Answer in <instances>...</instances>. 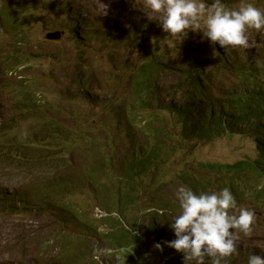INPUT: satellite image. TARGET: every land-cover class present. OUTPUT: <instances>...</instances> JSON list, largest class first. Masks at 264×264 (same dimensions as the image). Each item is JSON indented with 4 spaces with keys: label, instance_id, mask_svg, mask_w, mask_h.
Listing matches in <instances>:
<instances>
[{
    "label": "rangeland",
    "instance_id": "obj_1",
    "mask_svg": "<svg viewBox=\"0 0 264 264\" xmlns=\"http://www.w3.org/2000/svg\"><path fill=\"white\" fill-rule=\"evenodd\" d=\"M49 1L50 3L44 7L39 5L40 10L32 11H39L40 15L43 14V20L55 19L59 23H67L68 13L80 9L86 17V24L88 23L86 30L88 37L85 38L84 28L82 31L84 37L76 38L71 34L70 25L60 42H49L50 44L43 45L42 50L32 52V54H37V58L32 59L29 63L20 64L11 70L8 67L9 62L5 63L3 59H0V86L2 85L4 88L0 92L1 112L5 115V113L9 112L8 114H10L13 111L11 123L20 126L16 129V132H19L18 137L16 135L17 139L21 141L34 139L37 120L41 119L44 122L50 120L54 122V125L63 129L62 132L53 134L49 140L44 141L48 150L44 148V142H39L40 145L32 144L35 149L34 154H38L42 160L40 165L20 163L12 166L7 164L0 166V193H2L0 194V260L8 264H18L19 258L25 250L27 253L50 255L55 252L51 242L67 233L56 232L57 229L63 231L58 213L56 215L46 211L39 213L35 209V201L38 200L36 195L33 200L23 202L14 203L13 200L6 199L11 198L19 189L33 192V181L53 174L60 175L64 183H69L72 186L67 197L76 201L78 205L73 203L72 207L75 208L77 218L81 217L85 224L90 223L91 220L97 223L99 217L104 218L105 222L101 225V229L106 231L112 223L111 218L117 215L116 207L121 205V198L114 194L117 175L112 178L102 177L105 182L104 187L93 186L89 183L90 181L80 182L77 177L69 173L68 163L77 166L75 173L78 174L96 166L100 161L110 160L106 165H103L104 173H109L112 176L117 170L119 175L120 172H123L120 160L125 155H130L133 151L134 141L136 144L141 139L138 129L144 124L142 119L152 110L132 108L128 115L129 118L123 116L124 119L119 120L115 119L114 112H109L116 106L121 107L123 112L127 111L129 105L127 97L130 88L126 83V74L132 70L129 69L130 61L136 60L138 51L130 50L125 45L127 32L145 28L137 34V41L144 46L141 53L149 58L161 57L164 61L170 59L185 64L192 61L210 60L215 56L214 47L206 38L202 37L201 33L197 35V33L189 31L188 36L177 46L170 42L161 44L160 42L165 39L167 34L159 26L158 18L154 14L147 15L142 9L143 0H72L71 3H68V0ZM206 2L212 3L209 0ZM224 3L229 8H238L241 3H252L264 11V0H226ZM4 5L18 8L25 7L28 2L26 0H0V6ZM38 34L39 30L34 28L30 40L39 43L35 38V35ZM247 35L251 47L247 49L235 48V53L242 56L243 59L248 58L255 65L261 66L260 56L262 54L264 56V44L261 43L264 41V29L259 31L249 29ZM3 38L7 37L0 35V50H3ZM154 40L156 43H153ZM8 43L10 44V41L6 39L5 44ZM161 72L163 74L160 75L157 82L160 88L177 85L173 73L167 70H161ZM19 76L26 79H37V82L31 85L39 91L36 92L40 99L38 109L32 110L38 105V102L35 95L31 94L28 89L27 92L34 95L29 104L21 105L20 99L16 97L14 92ZM12 85L14 86L12 87ZM78 90L86 93L85 97L76 98ZM176 95L181 99L180 91L177 90ZM17 105H20L21 108H15ZM167 116L169 113L163 117L168 118ZM132 117L135 120L132 121ZM1 122L2 120L0 125H2ZM126 124L129 127V132L134 133V140L129 137ZM90 128L91 130H89ZM9 133L11 134L12 131L9 130ZM205 141L198 142L195 149L191 148L190 141H184L180 146H176V141L170 142L172 151L170 149L166 151V154L170 156L166 168L171 167V169L156 173L160 176L169 170L171 172L168 176L164 174L159 177L155 184L152 182V176L157 174H148L144 178V183L149 187L141 193L142 200L137 204L128 205L126 211L129 214L128 219L135 216L138 219V228L135 227L132 230L133 234L143 236V232L151 225L150 219H145V214L156 217L158 220L152 226L153 228H160L161 222L163 226L168 223V218L164 215L154 214L153 208L146 205L148 199L144 196H149V193H153L154 197L158 196L162 204L164 202L168 204V210L172 212V214L169 212L168 215L178 214L174 190L180 184L174 179L171 183L168 180L170 177H174L176 166H178L177 160H181L184 163V168L190 170L192 174H200L204 170L203 174L206 177L201 181H208L207 179L211 176L202 166L215 163H234L248 158V156L252 158L255 156L254 142L248 137L223 134L220 137L212 138L210 142ZM51 154L55 155L54 158ZM107 154L110 155L109 158H107ZM111 162H114V167ZM67 177H69L68 180ZM92 177L97 180L100 176L92 174ZM194 177L197 180V177ZM80 183L84 187H78ZM98 183L100 184L99 181ZM136 183L142 184V179L137 178ZM136 188L138 189L139 185H136ZM4 192L6 195H3ZM43 199L45 198L40 197V200ZM3 200L5 205L14 207L15 213L10 214L9 210L3 209L1 206ZM51 200L54 198L51 197ZM247 200L254 202L251 197H248ZM101 202L109 205L113 212L112 216L106 214L107 211L102 207L103 204L99 205ZM81 213H84L83 217L86 218H83ZM66 230L72 233L77 228L66 226ZM85 237L86 241L84 240L82 244V249L86 253L83 258L84 263L88 261L94 264L124 263L126 257L122 250L106 248L104 252V246H102L98 252L94 241L95 234L87 232ZM47 239L50 240L45 241ZM150 240L154 241V235H151ZM143 241L144 253L147 245L151 244L144 239ZM143 241L135 240L134 245L139 248ZM237 245L238 254L230 259V264H247V258L251 254L264 256V219L259 212L256 214L253 231L249 235L238 234ZM163 252L164 250L162 254ZM164 254L170 255L167 251ZM102 256L105 257V261H102ZM148 257L154 260L153 263L146 262V264H162L157 259L159 257L156 253ZM171 257L172 255H170ZM142 259L145 261L143 256ZM178 264H184V261H178Z\"/></svg>",
    "mask_w": 264,
    "mask_h": 264
},
{
    "label": "trees",
    "instance_id": "obj_2",
    "mask_svg": "<svg viewBox=\"0 0 264 264\" xmlns=\"http://www.w3.org/2000/svg\"><path fill=\"white\" fill-rule=\"evenodd\" d=\"M26 1L28 5H25V7H0V35H6L8 38H3L4 46L3 50H0V59H3L5 63L9 62L8 67L11 70L20 64L29 63L32 59L37 58V54H32L34 52L33 48L36 47L37 49L39 46L43 48V45L48 44L42 40L40 41V36L44 31L55 28L57 24L53 20H43L44 16L43 14L40 15L39 11H32L39 9L38 6L42 5L44 0ZM209 1L212 2V0ZM34 28L39 30V34L35 35L39 43H34L29 39ZM144 29L129 31L126 34L125 45L130 50L138 51L136 60L130 61L129 69L132 70L126 74V83L130 88L127 97L129 104L127 111L123 112L119 106L109 111L114 112L115 119L119 120L124 119L123 116L128 117L132 108L152 110L142 119L144 124L138 129L141 133V139L136 144L134 141L133 151L120 160L123 172L118 175L117 170H115L112 176L109 173L105 174L103 165H106L110 160L100 161L96 166H92L85 172L78 174L75 173L77 166L68 163L69 173L77 177L80 182L90 181L89 183L93 186L104 187L105 182L102 177L109 176L112 178L117 175L114 194L116 197L121 198V205L116 207L117 215L111 218L112 223L106 231L101 229V225L105 222L104 218L99 217L97 223L91 220L90 223L85 224L81 217L77 218L75 208L72 207L76 201L67 197L72 186L69 183H64L60 175L53 174L33 181V192H28L27 189H19L11 198L6 199L13 200L14 203L23 202L33 200L36 195L38 200L35 201V209L39 213L44 211L55 215L58 213L63 231L57 229L56 232L67 233L51 242L55 252L45 255L27 253L25 250L19 258L18 264H94L89 261L83 262L86 253L82 249V244L84 240L86 241L85 234L87 232L95 234L94 241L98 252L102 246H104V252L106 248L122 250L126 257L123 264H146L142 256L148 257L158 253V249L153 245H147L146 251L143 253V239L148 243V236L153 232L152 226L158 220H156V217L141 214L145 216V219H150L151 225L143 232V236H139L132 232L135 227L138 228V219H136V216L128 219L129 214L126 211L128 205L137 204L142 200L143 195L141 193L149 187L148 184L144 183V178L148 174H157L158 171L171 169V167L166 168L170 160V156L166 154V151L168 149L172 151L170 147L172 140L176 141V146H180L184 141H190L191 148L195 149L198 142L203 140L210 142L212 138L220 137L223 134L228 136L237 134L241 137L251 138L255 145V156L253 158L248 156V158L234 163H215L202 166L211 176L207 179L208 181H201L206 177L203 174L204 170L200 174H192L190 170L184 168V163L181 160H177L178 166H176L177 170L174 172V177L169 176L168 180L171 183L174 179L179 184L187 185L195 191L211 192L228 187L240 207L260 212L261 217L264 219L263 54L260 56L261 66L255 65L248 58L243 59L242 56H238L232 48L224 49V54L222 51L214 49L215 56L211 57L210 60L192 61L185 64L170 59L164 61L161 57L149 58L141 53L144 46L137 41V34ZM198 34L199 32H197ZM6 39L10 41V44H5ZM139 41L141 40L139 39ZM261 43L264 44V41ZM161 70L173 73L177 85L160 88L157 82L160 75L163 74ZM36 82L37 79H26L19 76L14 92L16 97L20 99L21 105L24 106L29 104L35 95L38 105L32 110L40 107V99L36 95V92L39 91L31 85ZM3 89L1 85L0 92ZM27 89L34 95L28 93ZM177 90L182 94L181 99L176 95ZM164 92L165 94H163ZM85 94L78 90L76 98L85 97ZM1 108L0 105V121L2 120V125H0V166L4 164L12 166L20 163L40 165L42 160L38 154H34L35 149L32 144L40 145L39 142H46L50 136L62 132L63 129L54 125V122L50 120L44 122L41 119L37 120V129L34 134L36 137L34 136V139L18 140L19 132H16V129L20 126L11 123L13 121V111L4 115ZM15 108L21 107L17 105ZM193 109L194 111H192ZM166 113H169L168 118L163 117ZM131 120L133 121L135 118L132 117ZM127 128L129 132V127L127 126ZM9 130L12 131L11 134ZM130 133L129 137L134 140V133ZM45 142L44 148L48 150ZM51 155L54 158L55 155ZM111 163L114 167V162ZM170 172L171 170L162 173L160 176L158 174L152 176V182L155 184L159 177L164 174L168 176ZM92 174L100 176L97 178L100 184L96 179H93ZM194 176L197 177V180ZM137 178L142 179V184L136 183ZM68 179L69 177H67ZM136 185H139L138 189ZM78 187L84 186L80 183ZM3 195H6V193L4 192ZM40 197L45 199L40 200ZM51 197L54 200H51ZM248 197L253 198L254 202L248 201ZM144 198L148 199L146 205L153 208V210L158 208L166 210L164 217L168 218V222L171 220L172 216L168 215L170 210H168L169 206L166 202L162 204L158 196L154 197L153 193H149V196H144ZM4 203L3 200L1 206L4 210H9L8 213L10 214L15 213L14 207L7 206ZM103 203L101 202L99 205ZM102 207L107 211L108 216H112L113 212L110 210L109 205L103 204ZM154 212V214H158L156 211ZM170 213L172 214V212ZM83 215L85 214L81 213L82 217ZM66 226H75L77 230L69 233ZM135 240H141L143 244L138 248L134 245ZM162 257L157 259H163L166 264H178L176 259L169 262L166 261L169 258L165 255ZM153 260L150 258V262ZM102 261H105L103 256ZM3 262L5 261L0 260V264H8ZM117 263L120 264V262Z\"/></svg>",
    "mask_w": 264,
    "mask_h": 264
},
{
    "label": "clouds",
    "instance_id": "obj_3",
    "mask_svg": "<svg viewBox=\"0 0 264 264\" xmlns=\"http://www.w3.org/2000/svg\"><path fill=\"white\" fill-rule=\"evenodd\" d=\"M48 3L49 0H44L42 6ZM142 9L147 15L154 14L159 26L167 34L161 44L170 42L177 46L188 36L189 31L199 32L214 45V49L224 54V49L251 47L248 30L264 29V11L252 3H241L238 8H229L223 0H212L211 4L206 0H143ZM51 20L56 21V27L44 31L40 41L48 44L60 42L70 25L71 34L76 38L84 37V28L85 38L88 37V23L80 9L68 13L67 23ZM54 30L61 33L58 41L51 42L43 38L46 32ZM42 49H34V52ZM174 199L178 204V214L173 215L164 226L161 222L160 228H152L154 241L150 240L151 235L148 236L150 244L158 249L156 255H165L169 262L175 259L184 261V264H230V259L238 254V234L249 235L253 231L258 212L240 207L228 187L209 192L195 191L180 184L174 190ZM154 211L164 215L166 210ZM166 251L172 255L171 258L164 254ZM144 259L150 262V258L145 255ZM160 261L166 264L163 259ZM247 264H264V256L251 254Z\"/></svg>",
    "mask_w": 264,
    "mask_h": 264
},
{
    "label": "water",
    "instance_id": "obj_4",
    "mask_svg": "<svg viewBox=\"0 0 264 264\" xmlns=\"http://www.w3.org/2000/svg\"><path fill=\"white\" fill-rule=\"evenodd\" d=\"M61 33L57 30L54 31H48L44 34L43 38L45 40H49V41H58L60 38Z\"/></svg>",
    "mask_w": 264,
    "mask_h": 264
}]
</instances>
